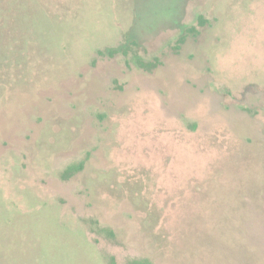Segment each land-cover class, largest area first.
Segmentation results:
<instances>
[{
    "label": "rangeland",
    "instance_id": "374dc122",
    "mask_svg": "<svg viewBox=\"0 0 264 264\" xmlns=\"http://www.w3.org/2000/svg\"><path fill=\"white\" fill-rule=\"evenodd\" d=\"M134 258L264 264V0H0V264Z\"/></svg>",
    "mask_w": 264,
    "mask_h": 264
},
{
    "label": "trees",
    "instance_id": "16d2710c",
    "mask_svg": "<svg viewBox=\"0 0 264 264\" xmlns=\"http://www.w3.org/2000/svg\"><path fill=\"white\" fill-rule=\"evenodd\" d=\"M136 61L143 64L139 57L136 59ZM80 169H81V164H79L77 166L76 165L69 166V168L65 171V173L63 175H64V177L69 176L71 173L73 174V172L78 171ZM128 264H152V263L147 258H134V259H131L128 262Z\"/></svg>",
    "mask_w": 264,
    "mask_h": 264
},
{
    "label": "flooded vegetation",
    "instance_id": "af4514ba",
    "mask_svg": "<svg viewBox=\"0 0 264 264\" xmlns=\"http://www.w3.org/2000/svg\"><path fill=\"white\" fill-rule=\"evenodd\" d=\"M197 21H198V23H199L200 25H203V24L205 23V19L203 18V16H199ZM185 32L188 33V34H192V35L196 34V30H195L194 27H192V28H186ZM142 63H143V62H142ZM136 64H137L138 66H140V67L143 68V67H150V66H153L155 63H154V62H145V63H143V64H145V65H143V64H141L140 62L136 61ZM242 95H244V93H242ZM78 165H79V164H78ZM76 166H77V165H76ZM81 167H82V165H81Z\"/></svg>",
    "mask_w": 264,
    "mask_h": 264
}]
</instances>
